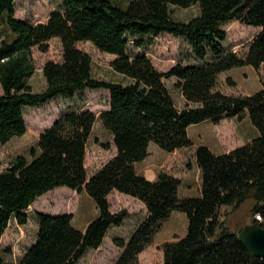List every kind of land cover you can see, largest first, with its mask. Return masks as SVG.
I'll return each mask as SVG.
<instances>
[{
	"label": "trees",
	"instance_id": "1",
	"mask_svg": "<svg viewBox=\"0 0 264 264\" xmlns=\"http://www.w3.org/2000/svg\"><path fill=\"white\" fill-rule=\"evenodd\" d=\"M15 2L0 0V21L14 35L0 41V143L26 133L27 107L59 96L105 89L110 92V107L99 116L91 110L64 114L40 134L29 157L17 156L0 172V264L1 240L10 221L27 223L29 207L62 186L86 189L98 215L83 230L74 225L72 214L37 212L36 241L18 264H77L89 249L100 247L109 229L121 225L129 214L127 209L111 211L108 195L114 190L140 199L147 208L129 241H117L124 250L116 264H139V254L175 212L186 214L187 233L164 244V264H264V256L250 255L226 211L251 200V224L264 227V81L262 89L249 95L216 89L221 73L246 65L260 69L264 63V0H130L126 7L113 0H63L48 21L37 24L16 18ZM195 5L199 13L190 20L173 17V6ZM233 21L260 29L245 57L224 44V26ZM161 33L185 38L201 63H178L161 72L147 55L129 54V36ZM52 38L61 40L63 59L46 62V88L37 92L30 83L36 71L33 48L47 51ZM82 41L115 55L111 65L127 82L97 78L92 56L78 47ZM171 77L178 79L187 101L184 109L166 86L165 79ZM245 115L258 130L252 140L220 154L207 145L197 148L199 195L182 196L181 180L168 173L151 180L138 171L151 144L166 151L187 147L192 144L191 125ZM98 118L117 152L89 177L87 150Z\"/></svg>",
	"mask_w": 264,
	"mask_h": 264
},
{
	"label": "rangeland",
	"instance_id": "2",
	"mask_svg": "<svg viewBox=\"0 0 264 264\" xmlns=\"http://www.w3.org/2000/svg\"><path fill=\"white\" fill-rule=\"evenodd\" d=\"M121 7H126L130 0H113ZM63 0H16L15 17L31 24L46 22L54 10L61 9ZM199 13L197 5L182 8L172 7L176 20L188 21ZM227 31L225 46L228 50L245 57L249 51L250 42L259 32L258 27L248 26L240 21H233L224 26ZM14 37L10 28L0 21V41ZM129 54L134 57L147 55L161 71L166 72L178 63L200 64L189 42L169 33L150 34L143 38L129 36ZM49 49L42 51L38 46L33 48L36 71L30 78L35 91L46 88V78L43 67L46 62L63 59V46L59 38L48 41ZM78 47L88 52L93 59L94 75L101 79L127 82V79L117 73L111 61L115 55L103 52L89 41L78 43ZM235 82L229 81V79ZM176 77L166 78L165 83L180 109L186 108L187 101L177 86ZM264 63L260 69L252 65L233 68L220 74L217 90L231 95H249L263 88ZM0 93L2 86L0 82ZM110 107V92L105 89H86L73 97L59 96L47 103L27 107L25 117L27 131L22 136H16L7 143H0V172L7 169L11 162L20 155L29 157L31 149L36 147L40 134L57 119L71 111L91 110L97 116ZM192 144L187 147L166 151L156 144H151L149 156L139 164L137 169L151 180L160 173H168L181 180L180 194L193 196L201 193V170L196 164V150L201 145H207L215 153H223L241 146L258 135L257 128L250 118L223 117L218 123L205 120L189 127ZM109 146L106 147L105 145ZM117 152L113 137L104 127L100 118L95 123L89 141L86 165L89 177L97 172ZM110 209L119 212L127 209L129 214L121 225L112 226L102 245L89 249L77 264H116L124 248L118 244L119 239L129 241L139 225L147 216L145 204L138 198L121 193L117 190L108 195ZM252 201H247L240 209L229 211L228 219L232 229L242 231L251 224ZM27 223L19 224L12 219L1 240L3 264H18L26 250L36 241L38 233L37 212L48 214L69 213L73 223L80 229H85L89 222L98 215V207L86 189L72 190L62 186L40 196L26 211ZM188 228V218L185 213L175 212L155 236L154 241L139 254V264H164V244L174 242L185 236Z\"/></svg>",
	"mask_w": 264,
	"mask_h": 264
},
{
	"label": "water",
	"instance_id": "3",
	"mask_svg": "<svg viewBox=\"0 0 264 264\" xmlns=\"http://www.w3.org/2000/svg\"><path fill=\"white\" fill-rule=\"evenodd\" d=\"M240 238L252 257L264 256V227L262 225H246L240 233Z\"/></svg>",
	"mask_w": 264,
	"mask_h": 264
},
{
	"label": "built area",
	"instance_id": "4",
	"mask_svg": "<svg viewBox=\"0 0 264 264\" xmlns=\"http://www.w3.org/2000/svg\"><path fill=\"white\" fill-rule=\"evenodd\" d=\"M258 218H259L260 220H262V218H261V216H260V215H258Z\"/></svg>",
	"mask_w": 264,
	"mask_h": 264
},
{
	"label": "crops",
	"instance_id": "5",
	"mask_svg": "<svg viewBox=\"0 0 264 264\" xmlns=\"http://www.w3.org/2000/svg\"><path fill=\"white\" fill-rule=\"evenodd\" d=\"M139 164V163H138ZM148 178V177H147Z\"/></svg>",
	"mask_w": 264,
	"mask_h": 264
}]
</instances>
